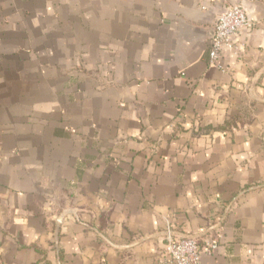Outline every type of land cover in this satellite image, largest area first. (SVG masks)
<instances>
[{
	"label": "crops",
	"instance_id": "0c3cea01",
	"mask_svg": "<svg viewBox=\"0 0 264 264\" xmlns=\"http://www.w3.org/2000/svg\"><path fill=\"white\" fill-rule=\"evenodd\" d=\"M238 2L0 0V264H159L168 230L264 264V0L208 57Z\"/></svg>",
	"mask_w": 264,
	"mask_h": 264
},
{
	"label": "built area",
	"instance_id": "2783aa9c",
	"mask_svg": "<svg viewBox=\"0 0 264 264\" xmlns=\"http://www.w3.org/2000/svg\"><path fill=\"white\" fill-rule=\"evenodd\" d=\"M218 2L220 0H214ZM231 4L218 14L214 23L215 34L209 41L208 57L211 65L217 66L222 58L223 51L232 50L238 53V48L233 41L234 36L241 31L247 32L252 28L247 11L242 3ZM164 253L159 264H204L203 253L212 254L218 249V241L210 240L204 250L196 237L177 238L168 230Z\"/></svg>",
	"mask_w": 264,
	"mask_h": 264
},
{
	"label": "water",
	"instance_id": "95a60500",
	"mask_svg": "<svg viewBox=\"0 0 264 264\" xmlns=\"http://www.w3.org/2000/svg\"><path fill=\"white\" fill-rule=\"evenodd\" d=\"M214 34H215V30H214V27H213V30H212V35L210 37V40L214 37ZM168 235V232H166V236ZM171 235L175 236V232H172ZM183 237H192L190 235H184ZM193 237H196V236H193ZM198 238V237H196ZM57 239H58V236H57ZM56 245H58V240L56 241Z\"/></svg>",
	"mask_w": 264,
	"mask_h": 264
}]
</instances>
